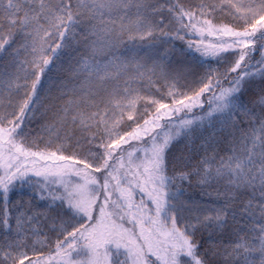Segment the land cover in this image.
<instances>
[{"label": "snow or ice", "instance_id": "obj_1", "mask_svg": "<svg viewBox=\"0 0 264 264\" xmlns=\"http://www.w3.org/2000/svg\"><path fill=\"white\" fill-rule=\"evenodd\" d=\"M0 264H264V0H0Z\"/></svg>", "mask_w": 264, "mask_h": 264}]
</instances>
